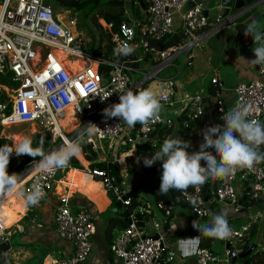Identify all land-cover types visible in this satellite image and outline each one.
Masks as SVG:
<instances>
[{
  "label": "built area",
  "instance_id": "1",
  "mask_svg": "<svg viewBox=\"0 0 264 264\" xmlns=\"http://www.w3.org/2000/svg\"><path fill=\"white\" fill-rule=\"evenodd\" d=\"M144 2L146 6L142 11L143 18L140 19L132 16L131 8L124 5L125 16L121 18L116 31L113 23L101 22L102 27L109 32L114 55L118 56L115 50L119 46L131 45L134 48L131 55L119 56L129 58L137 55L141 59L153 55L157 61L155 72L177 56H182L185 64L191 63L194 58L193 47L202 38V31L208 25V17L201 0ZM63 16L54 11L51 0L0 2V79L3 81L0 82V126L2 129L18 124H34L40 131L48 134L57 148L65 139H78L82 129L91 122L96 124L100 131L91 138L84 137V144H89L96 152V140H105L110 147L120 140L125 131V124L121 119L106 120L103 110L111 104L119 103V96L128 90H143V81L148 80L154 73L134 83L122 62L109 61L87 53L83 49L84 39L76 30L75 19L67 16L66 12ZM173 35L181 36V39L164 49L154 45ZM73 62H79L80 67H74ZM100 64L111 67L107 75L99 70ZM261 77H264V69L258 66L256 79L238 82L234 87L235 101L230 108H226L219 99V92H214L216 99L213 110L217 116L216 124L208 119L201 122L198 130V151L204 142V129L222 125V115L237 104L249 105L251 112L248 119L264 123V82ZM172 84V81H168L160 87V101L169 102L167 91L171 90ZM211 84H217V80L212 79ZM186 108L189 111L187 119L180 125L183 128H188L190 122L203 115L201 95H191L186 102ZM69 110L78 122L66 131L61 121L67 117ZM171 121V118L160 117L147 127L141 126L138 130L139 139L155 144L162 128ZM5 144L12 145L9 141L3 142V145ZM261 150L264 151V146H261ZM19 162L16 164L19 165ZM84 172L100 183L112 201H120L126 212L125 217L130 220L110 244L109 249L114 258L119 259L122 264H167L176 257L174 252H170L165 258V231L162 232L161 224L151 212L147 208L131 207L134 200L133 191L136 188L128 182H119L120 173L119 176L114 175L108 164L104 167L87 164ZM54 174L55 172L43 174L38 171L28 174L25 170L20 176L22 180L25 177L28 179L21 186V190L27 193L31 190V185L39 180L46 195L55 182ZM238 176L250 182L249 201H264V162L254 165L251 170L238 169L234 175L217 179L215 200L229 204L235 213L244 209L233 186ZM18 191L20 193V189ZM2 195L0 194V197ZM180 198L198 218L207 217L211 213L210 201L205 200L202 187L199 192L194 188L187 189V193L180 191ZM192 198H197L203 203L193 206L190 203ZM158 203L168 216L172 205ZM137 213L142 215L144 224L149 222L150 232H141L142 228L137 225ZM54 223L58 236L73 244L72 254L55 261L54 264H80L88 260L93 249V236L97 230L93 215L87 211L72 213L69 198L63 196L59 200ZM171 229L173 226L169 230ZM232 229L231 238L216 239L228 246L223 257L199 246L195 251V263L227 264L232 257L240 253V244L248 233L249 226ZM6 230L8 228L4 226L0 216V241L7 240ZM20 230L22 231V228Z\"/></svg>",
  "mask_w": 264,
  "mask_h": 264
},
{
  "label": "crops",
  "instance_id": "2",
  "mask_svg": "<svg viewBox=\"0 0 264 264\" xmlns=\"http://www.w3.org/2000/svg\"><path fill=\"white\" fill-rule=\"evenodd\" d=\"M201 2L204 12L207 11L208 14V25L202 31V38L195 45L196 47H193L194 58L191 63L185 64L183 57L177 56L161 70L155 72L157 61L153 55H148L141 59L139 56L134 55L121 61L124 64L125 71L132 77L134 83H138L145 76L154 73L148 80L143 81V89L151 87L159 99L160 87L168 81H173L172 90L168 89L167 91L169 102L160 101L162 104L160 117L163 119L179 118L186 108L188 98L193 94L201 95L203 115L197 118L193 127L189 130L187 141H191L192 144V147L188 149L189 152L198 151V130L201 122L204 119H208L213 124H216L217 116L213 110L216 99L214 92L218 91L219 99L226 108H230L235 101V85L241 81H251L257 78L258 65L254 66L246 62L255 59L252 51L254 42L243 47L237 45L233 38L234 20L244 17L246 25L255 20L258 22L260 30L264 32V0L259 5L251 8L250 11L247 10L248 12H245L244 15L242 12L246 11L247 8L241 10L238 16L232 18L230 23L222 27L216 25V11L210 9L207 1L201 0ZM65 12L59 11L56 13L65 14ZM132 16H134L133 13ZM137 18H143V12H138ZM103 21V19L98 20L99 24ZM157 44L154 43L158 47ZM168 69L170 71L166 72ZM212 79H216L217 84L212 85ZM261 79L264 82V77H261ZM65 119L62 126L66 128V131L72 129L78 122L76 118H73L71 112L67 113ZM26 126L30 128L32 135L40 131L34 124H26ZM140 127V124L132 128L125 125V131L118 142H114L110 147L108 143L101 147L102 150L97 155V161L107 162L112 157L121 174L119 182H128L134 186L137 190L135 199L138 202V206L147 208L155 220L161 224L162 232L164 233L165 231V245L167 248L165 258L170 252H174L176 255L167 264H196V250L192 251V248L195 247L197 249L199 246L205 247L218 256L223 257L227 246L214 238L201 237L198 245H187L186 247L189 250L187 255L180 250L178 246L179 239L193 238L199 235L193 229L192 222L193 220H199L200 223L202 218H195L188 206L180 203L173 207L168 216L165 215L164 209L158 206L159 203L154 197V193L160 188L162 171L149 173L144 185L142 187L139 186L140 182L143 181V178L138 176V173L144 167L142 158L154 154L157 150L156 148L160 147L139 139L137 130ZM182 128L180 126L177 132L182 133ZM0 139L3 142L13 140V143H17L23 137L17 134L2 136V138L0 136ZM49 140L51 141L50 138ZM138 158H141L139 163H137ZM76 159L79 161L77 157ZM138 164H141V166ZM80 165L82 166L81 169L67 167L60 182L58 181L59 179L54 182L52 188L46 193L38 206L27 205L25 198L21 196L19 191L7 195L10 197L19 195L22 199L19 203L24 206L25 210L10 225L11 228L6 230L8 241L10 242V249L6 253V260L9 264H54L55 261L65 259L72 254L73 244L58 236L54 223L55 212L59 207V200L63 196L69 198V207L72 213L78 211L90 212L96 223L97 230L93 236V249L90 258L80 264H122L119 259L112 256L109 246L124 226L120 224L119 227H116L115 224L110 238L106 235L107 224L112 219L110 218L112 213L118 214L119 211H114V201L107 196L97 183L98 181L84 176L82 172L87 166H83L81 163ZM70 170H77L83 174L78 175V185L73 188L70 187L71 183H68L66 179ZM247 183L248 181L240 178V176L234 181V189L240 196L244 206L242 211L235 213L229 204L217 202L213 198L212 193L208 192V189L212 186V179H209L202 186L204 188V198H208L206 200L210 201L209 207L211 208L210 216L208 215V218L205 219V224L211 221L213 215L224 213L227 215L229 225L232 228L249 225L250 231L246 235L247 238L245 237L244 243L248 246V249L255 245V250L251 255L252 264H264V201H249ZM23 184L24 182L19 185L20 192ZM89 188H91V191ZM257 204L261 207L260 211L253 210ZM110 208L112 213L107 214ZM172 226L173 229L169 230ZM13 227L14 229H12ZM260 227L263 229L262 235L259 233ZM21 228L22 231L20 230ZM147 229L144 233L151 231L150 226ZM211 264L226 263L216 262ZM236 264H242L241 260H237Z\"/></svg>",
  "mask_w": 264,
  "mask_h": 264
},
{
  "label": "clouds",
  "instance_id": "3",
  "mask_svg": "<svg viewBox=\"0 0 264 264\" xmlns=\"http://www.w3.org/2000/svg\"><path fill=\"white\" fill-rule=\"evenodd\" d=\"M142 2L145 9L146 4L144 0ZM136 5L141 7L137 1L134 3V6ZM251 8L248 7L246 13ZM244 35L245 37H251L254 42L252 51L255 59L246 62L254 66H261L264 69V32L260 30L258 22L253 20L248 23ZM133 51L134 48L131 45L124 44L115 50V54L128 56ZM102 99L105 98L102 97ZM161 110L160 99L149 87L137 91L128 90L119 96V103L111 104L105 108L103 115L106 120L119 118L129 128L135 127L137 124L147 127L150 123H155L160 119ZM250 112L251 107L243 104H237L225 112L221 117L222 125L217 124L204 129V142L200 145V151L189 152L188 149L192 147L191 141L184 140L179 136L177 138H166L162 145L156 148L157 150L151 157L144 156L142 160L145 167H152L157 162L161 164L162 173L159 193L167 194L171 190L187 193L189 187L199 192L209 179L226 178L234 175L238 169L247 168L251 170L254 165L264 162V151L261 150V146H264V123L255 119H248ZM98 131H100V128L89 122L82 129L78 139H65L59 147L47 152L44 150L43 140L38 146L34 147L32 139L27 136L19 143L0 146V194L17 192L22 180L19 174H10L8 171L13 154L17 157L27 155L33 158V163L26 170V173L30 174L33 171H38L43 174H51L68 166L73 157H78L82 152L84 137L91 138ZM140 159H137V163L140 162ZM104 163L107 164V162ZM249 185L250 182H248V191ZM20 194L29 206H38L45 196L43 186L39 180L31 185L30 191L27 193L21 191ZM134 200H136L135 197ZM190 203L196 206L198 203H203V201L192 198ZM173 207L172 205V209ZM192 226L199 235L193 238H182L178 241V246L185 255L189 254L186 246L189 244L198 245L201 237L226 240L233 235V229L230 227L227 215L224 213L213 215L211 221L207 224H200L199 220H193ZM7 228L9 230L11 227ZM245 237L240 244L241 252H244L242 244ZM195 250V247H193L192 251Z\"/></svg>",
  "mask_w": 264,
  "mask_h": 264
},
{
  "label": "trees",
  "instance_id": "4",
  "mask_svg": "<svg viewBox=\"0 0 264 264\" xmlns=\"http://www.w3.org/2000/svg\"><path fill=\"white\" fill-rule=\"evenodd\" d=\"M124 1L123 0H51L52 7L54 8L55 12L69 11L72 13L76 22V30L80 34H82L84 38L87 39V42L85 41L83 46V49L87 53L91 55L101 56L102 58L109 61H117V62L123 61L124 58L114 55L113 48L111 47L110 44L109 32L99 24L98 20L103 19L107 23H113L117 18L120 17L123 18L125 16ZM135 2L136 0H131V8L133 7L132 8L133 13L134 12L136 13L138 11V8L134 7ZM233 24H234L233 38L237 43V45L243 47L252 44L253 39L251 37H245L244 35V30L247 26L244 23V17H240L234 20ZM180 39L181 36H176V35L168 36L165 37L161 42H158L157 45L160 49H163L172 44L177 43ZM110 68L111 67L107 64H100L99 66V70L105 75L108 74ZM185 119H187V109L183 111V113L181 114V116H179V118L172 120L169 125L162 128L159 134V142L156 145L161 146L163 141L169 137L177 138L180 136L184 140H187L189 135V130L191 127H193L194 122H190L188 128H182L183 129L182 133L177 132L178 128L175 127V123L181 125ZM37 135L38 137L32 140L33 143L36 142V144L39 145L42 140H43V144L45 142L50 141L48 134L44 131H41ZM0 146H3V140L1 139H0ZM81 153L82 154H80L77 157L79 161H77V159L74 157L71 159L69 163L70 167L81 169L82 166L80 165V163L83 166H87V164H89L90 166H98V167L106 166V163L97 161V153L91 148L89 144L82 145ZM18 161H20L19 165L16 164ZM31 163H33L32 157L27 155L17 157L15 154H13V156L10 159L8 171L10 174L17 173L18 171L27 168ZM107 164L108 167L111 169L112 173L116 176L117 175L119 176L117 164L109 160H107ZM152 169H156L157 171H160L161 170L160 162H157L152 167H148V169L144 171V178L143 181L140 182L139 185L140 187L144 185L146 177L149 175V173L152 172ZM191 188L192 187H189L188 189ZM247 189H248V183H247ZM170 192L176 198L178 203L184 204L180 198V191L171 190ZM202 192H204L203 187H202ZM154 197L157 202H164L166 204L170 203L168 194L159 193V190L154 193ZM137 206H138V202L134 200L133 203L131 204V207L136 208ZM123 215L124 216L126 215L125 211L123 212ZM115 223H116L115 220L111 219L108 224V228L106 230V235L108 238H110L111 236V231L115 226ZM119 223L123 226L126 225L123 220H119ZM246 249H248V246H246V244L243 241L242 250L245 251Z\"/></svg>",
  "mask_w": 264,
  "mask_h": 264
},
{
  "label": "water",
  "instance_id": "5",
  "mask_svg": "<svg viewBox=\"0 0 264 264\" xmlns=\"http://www.w3.org/2000/svg\"><path fill=\"white\" fill-rule=\"evenodd\" d=\"M138 4L141 6V8L144 9V5L142 0H136ZM209 3L210 9L216 11V22L218 27L225 26L229 23L232 18L235 16H238L241 10L248 8V7H254L259 5L263 0H205ZM205 15L208 17L207 11L205 12ZM121 21V17L117 18L113 22V27L114 30L116 31L118 29V25ZM0 131H1V126H0ZM110 161L113 162L112 157L110 158ZM116 164V163H115ZM69 167V164L68 166ZM61 174V170H58L54 174V181L58 180ZM216 188H217V179H212V186L210 189H208V192H211L212 195L216 198ZM21 191L24 192L22 189ZM168 197L170 200V203L175 207L178 205V201L176 198L172 195L171 192H168ZM208 199V198H206ZM121 203L120 201H116L114 204V211H117L118 209L121 208ZM137 225L141 228L143 227L144 221L143 217L140 213H137ZM197 218V216H194ZM123 221L125 224H129L130 220H128L126 217H124ZM155 238L157 236H154ZM10 249V242L8 240H4L0 242V261L3 264H9L6 260V253ZM255 250V245H252L248 250L241 252L237 254L236 256L232 257L227 264H236L237 260H241L242 264H252L251 261V255L252 252Z\"/></svg>",
  "mask_w": 264,
  "mask_h": 264
},
{
  "label": "rangeland",
  "instance_id": "6",
  "mask_svg": "<svg viewBox=\"0 0 264 264\" xmlns=\"http://www.w3.org/2000/svg\"><path fill=\"white\" fill-rule=\"evenodd\" d=\"M124 1V0H123ZM52 3V2H51ZM124 4H125V6L126 7H131V0H125L124 1ZM52 5V4H51ZM135 8L137 7L138 8V11L135 13H133V15H134V17L135 18H137V14H138V12H142V9H141V7H139V6H134ZM66 13H67V16H69L70 18H74V16L72 15V13L71 12H69V11H66ZM63 14V13H62ZM63 15H65V14H63ZM62 15V17H64ZM66 18V17H65ZM66 21V20H65ZM176 23H178V21L176 20L175 21ZM81 36L83 37V39H84V42L86 41L87 42V39L86 38H84V36L81 34ZM196 47V46H195ZM194 47V48H195ZM168 71H170V69H168L166 72H168ZM0 82H3L1 79H0ZM172 83H173V81H172ZM174 84V83H173ZM173 84H172V86H171V90H172V88H173ZM187 114H188V111H187ZM172 120H174V118H171ZM177 119V118H176ZM193 122H195V121H193ZM177 126H179V124L178 123H175V127H177ZM179 128V127H178ZM139 130V129H138ZM138 130H137V136L139 137V135H138ZM17 134H20L21 135V137H25V136H27V137H30L31 139H36L37 137H38V135H32V133H30V128H28L27 126H26V124H20V125H17V126H11V127H9V128H4V127H2V129H1V134H0V136H1V138H2V136H12V135H17ZM87 136H85V138H86ZM2 140V139H1ZM21 141V140H20ZM19 141V142H20ZM19 142H17V143H19ZM159 142V140L157 141V142H155V144L154 145H156L157 143ZM10 143L13 145L14 143H13V140L11 141L10 140ZM107 142L105 141V140H100V141H97L96 140V145H97V155L101 152V148L99 147L100 145L101 146H105V144H106ZM149 143H151V142H149ZM83 144H84V142H83ZM82 144V145H83ZM151 144H153V143H151ZM33 146L35 147V146H38V144H36V142H34L33 143ZM55 146V144L52 142V141H49V142H45L44 143V150L47 152V151H50V150H52L53 149V147ZM152 154H150V155H148V156H151ZM76 158V157H75ZM39 158H37V160H38ZM32 164V163H31ZM31 164L29 165V166H31ZM138 165H140L141 166V164H138ZM28 166V167H29ZM28 167L27 168H25V169H23L21 172H24L25 170H27L28 169ZM30 168V167H29ZM148 169V167H142V170H141V172L140 173H138V176H140V177H142V178H144V171L145 170H147ZM143 171V172H142ZM160 171H162V169L160 170ZM20 172V173H21ZM152 172H155L153 169H152ZM151 172V173H152ZM20 173H17V174H20ZM147 178V177H146ZM136 192H137V190L135 189L134 191H133V196L135 197L136 196ZM107 196H109L110 197V195L109 194H107ZM111 198V197H110ZM24 202V201H23ZM113 204H115V202L113 203ZM258 205V204H257ZM257 205H255L254 206V209L253 210H257V211H260L261 210V207H259V205L257 206ZM119 211V212H118ZM118 214H115L114 212L112 213V211H111V208L108 210V213L107 214H111L112 213V217H110V218H112L113 220H115V224H116V227H119V225H120V223H119V220H123L124 219V215H123V212H124V208L123 207H121L120 209H118ZM210 216V215H209ZM264 216V215H263ZM206 218H208V217H205V218H202V219H200V223L201 224H205V219ZM146 224L144 225V227L142 228V229H144V230H142L141 232H143L144 233V231H146V230H148L147 229V227H149V222H145ZM108 225V224H107ZM12 229H14V227L12 228ZM263 229H262V227H260L259 228V233L262 235L263 234V231H262ZM7 232V231H6ZM0 264H3L1 261H0Z\"/></svg>",
  "mask_w": 264,
  "mask_h": 264
},
{
  "label": "bare ground",
  "instance_id": "7",
  "mask_svg": "<svg viewBox=\"0 0 264 264\" xmlns=\"http://www.w3.org/2000/svg\"><path fill=\"white\" fill-rule=\"evenodd\" d=\"M72 65H74V67H76V68L80 67L79 62H73ZM69 112H71V110H69L68 113ZM65 120L62 121V124ZM66 169H67V167H65L61 170V174H60V177L58 180L59 182H60L62 175ZM82 173L84 174L85 177L89 178V176L84 171ZM83 174H81V172H79L77 170H75V171L70 170L67 177H66L67 182L71 183L70 187L73 188L75 185H78L77 177H78V175H83ZM27 179L28 178H25L20 183L27 182ZM97 183L100 185L99 182H97ZM89 190L91 191V188H89ZM7 195H9V194L4 193L0 197V216L3 219L4 226L9 227L15 220H17L19 218L20 214L23 213L25 210H24V206L19 203L22 200L19 195L18 196L12 195L11 197L7 196Z\"/></svg>",
  "mask_w": 264,
  "mask_h": 264
},
{
  "label": "flooded vegetation",
  "instance_id": "8",
  "mask_svg": "<svg viewBox=\"0 0 264 264\" xmlns=\"http://www.w3.org/2000/svg\"><path fill=\"white\" fill-rule=\"evenodd\" d=\"M1 132V131H0ZM41 131H37V133H35V134H33V135H37V134H39ZM33 140V139H32ZM56 148V146H54L53 147V149H55ZM51 151V150H50Z\"/></svg>",
  "mask_w": 264,
  "mask_h": 264
}]
</instances>
